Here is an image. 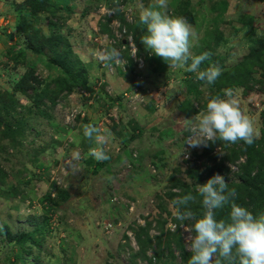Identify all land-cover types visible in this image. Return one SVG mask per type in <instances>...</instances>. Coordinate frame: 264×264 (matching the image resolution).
Instances as JSON below:
<instances>
[{
    "label": "rangeland",
    "instance_id": "rangeland-1",
    "mask_svg": "<svg viewBox=\"0 0 264 264\" xmlns=\"http://www.w3.org/2000/svg\"><path fill=\"white\" fill-rule=\"evenodd\" d=\"M25 1L0 0L1 92L13 91L27 73L25 63L14 69V62L8 61L11 49L26 58V65L43 82L65 76L79 83L84 80V84L57 100L48 110L50 119L25 113L30 124L23 137L3 140L0 134V169L7 177V184L0 186V224L9 225L13 233H35L33 242H39L32 248L29 260L17 264H147L134 258L139 252L136 232L150 221V234L158 235L156 219L162 212L157 205L159 196L175 212L167 196L171 177L178 166L185 165V160L199 163L196 153L205 146L185 144L191 135L185 118L206 110L207 87L195 89L197 73L187 71V66L169 67L141 43L147 29L139 21L140 11L153 0H72L69 6L74 7V16L65 31L70 28L73 49L32 18L31 25L44 35L42 45H35L34 51L22 47L25 43L17 35L19 15L24 11L14 10ZM194 2L201 5V10L211 3L214 10H224L217 19L207 14L210 21L205 18L197 32L200 40L191 49L193 55L211 54L200 70L212 66L210 62L218 57L230 71L248 54L250 39L264 35V2L168 0V12L185 17ZM244 15L253 17L252 24L245 22L242 26L240 19ZM121 17L125 23L137 25V29L129 30ZM198 19L203 20V15ZM101 23L108 26L109 32L102 31ZM115 23L120 24V31L125 27L126 34L111 45L118 32ZM20 40L22 46H15ZM112 48L121 54L119 64L99 58V52ZM69 49L73 52L65 55ZM55 58L63 67L50 70L49 60ZM64 59L70 64L62 65ZM150 59L163 63L160 71ZM140 61L142 69L138 67ZM28 93L33 94V90ZM126 93L129 99L124 97ZM238 96L241 108L254 118L259 130L264 96L246 90H238ZM19 97L22 104L31 105L29 99ZM89 123L107 135L105 149L110 159L97 161L89 155L90 149L97 146L83 134V125ZM215 154L219 155L218 161L226 155L220 147L211 155ZM244 163L245 157L235 164L227 162L229 171L220 175L226 182L236 181ZM60 191L67 193L66 202L57 198ZM168 223L175 231L170 217ZM180 233L190 251L189 236L195 235L190 220L181 222ZM17 251V246L8 244L6 236L0 235V264H10V260L14 264L11 254ZM154 251L148 255L152 257Z\"/></svg>",
    "mask_w": 264,
    "mask_h": 264
},
{
    "label": "trees",
    "instance_id": "trees-1",
    "mask_svg": "<svg viewBox=\"0 0 264 264\" xmlns=\"http://www.w3.org/2000/svg\"><path fill=\"white\" fill-rule=\"evenodd\" d=\"M71 1L72 0H63V4L65 5H62L59 0L57 3H52L50 0H26L19 5L14 11L16 13L21 11L24 12L22 15L21 13L19 15L17 35L23 40L25 46L21 45V40L15 46H22L26 48L27 51H34L33 47L40 44L44 35L29 22L30 19L35 18L39 20L40 24L50 29L54 35H58V38H62V41L66 42L65 44L72 46L73 49L70 28L68 31H65L66 28L71 26L69 24L74 16V7L70 8ZM260 1L264 2V0ZM211 7V12L215 19L222 16L220 14H222L224 10H214V3L211 4ZM64 9L67 10L65 11ZM63 11L65 12L63 13ZM27 14L29 16H27ZM86 14L88 13L86 12ZM184 16L190 24H193L194 15L191 11L184 13ZM121 20L125 25L129 26V30L131 31H135L138 27L137 25L125 23L123 17H121ZM240 22L243 25L245 22L252 24L253 17L244 15L240 19ZM101 27L103 32H109L106 24L101 23ZM72 52L73 51L69 49L65 55H69ZM8 53L11 55L8 61L10 62L11 60L14 62V69H16L19 64L22 65L25 63L24 66H28L26 69L27 73L22 76L21 80L15 85L13 91H5L2 93L0 90L1 139L16 141L18 138L24 136L26 127L30 124V118L24 117V115L36 116L38 114L50 119L51 115L48 110L52 109L57 104V100L63 94L76 92L80 84H84V80L79 83L76 79L70 81L65 76H58L49 82H43L35 76V70L29 65H26V58H24L20 52L16 53L15 49H11ZM37 53L40 54L42 51ZM150 61L157 63V71L161 70L163 66L161 61L159 62L155 59H150ZM64 62L65 63L62 64L64 66H67V63L70 64L68 59H64ZM210 63L211 65L221 67L223 69L222 75L213 85H207L205 82L197 79L194 86L195 89L207 87V92L205 93L207 94V99L215 95H223L222 90L226 88L243 90L244 92L246 90L247 93L256 91L258 94L260 93L264 96V35L260 37L255 36L250 39L248 54L238 61V65L234 66L230 71V67H226L223 64L222 58H213ZM56 66H61L58 60L56 58L50 59L48 65L49 69L51 70ZM208 67L207 65L204 69ZM43 86L44 88L42 89ZM29 89L33 90V94L28 93ZM20 95L29 99L31 105L27 106L22 104L19 97ZM47 102H49L50 105H48ZM16 116L19 117L16 118ZM259 120L260 136L252 145H247L242 140L232 144L217 139L214 142H208L207 146H205L201 152L199 151L196 153L195 157L199 163L193 162L192 164L190 161L185 160V165L178 166L171 177V184L167 193L170 201L172 202L177 197L192 193L196 196V200L189 203L187 210H191L196 214L197 218H201L204 208L202 206V198L195 191L196 186L207 183V181L216 174L228 172L227 162L235 164L242 157H245V163L240 166L237 180L227 182L228 190H236V197L234 198L236 204L247 208L254 215L258 216L264 214V108L259 112ZM185 135L188 137L190 134L187 133ZM217 147L221 148V153H226L224 158L220 161H218V154L211 155ZM208 161L212 162V164H208ZM6 178V173L0 169L1 187L7 184ZM57 198L60 201L66 202L68 196L66 192L60 191ZM157 201L158 208L162 211L160 216L156 219L158 235L152 237L150 234V229L152 227V222L150 221L147 222L144 227H139L136 232L139 252L134 255V258L147 261V264H188L192 253L187 250L184 238L180 233L181 221L176 218L175 212L172 213V211L167 208V202L165 203L163 197L159 196ZM173 209L176 211L175 207H173ZM230 211V204L218 210L216 216L217 220H228ZM165 214L168 215L167 219L163 218ZM169 217L176 225L175 231H172L168 227ZM193 224L194 221H191L192 228ZM10 228L11 227L7 224H0V235L6 236L8 244L18 247V251L16 253L13 252V255L11 254V256L14 257V264H17V262L21 260H29L32 248L35 247V244H39V242H33L35 233H13ZM153 249L155 250L154 254L150 257L148 253ZM178 258H180V263L177 262ZM9 263L13 264L11 260Z\"/></svg>",
    "mask_w": 264,
    "mask_h": 264
},
{
    "label": "clouds",
    "instance_id": "clouds-1",
    "mask_svg": "<svg viewBox=\"0 0 264 264\" xmlns=\"http://www.w3.org/2000/svg\"><path fill=\"white\" fill-rule=\"evenodd\" d=\"M139 21L147 29L141 43L169 67L187 66V71L197 73L196 78L207 85L215 84L222 75L223 69L217 65L200 70L202 62L211 54L193 55L191 49L198 43V34L186 17L169 14L168 0H153L149 6L142 7ZM98 55L102 61L121 62V54L116 48ZM222 92L223 95L208 99L205 111L191 119L185 118L191 132L185 144L207 146L208 142L219 139L232 144L242 140L252 145L259 138L254 118L241 108L238 90L226 88ZM83 134L97 145L90 149L89 155L97 161L110 159L105 149L107 135L98 126L94 123L83 125ZM195 191L202 198L204 212L201 218L187 210L189 203L196 200L192 193L177 197L170 205L176 208L178 220L194 221L195 235L189 236L192 255L188 264H264V214L254 215L236 204V190H228V183L220 174L197 185ZM229 204L228 220H217V211Z\"/></svg>",
    "mask_w": 264,
    "mask_h": 264
},
{
    "label": "crops",
    "instance_id": "crops-1",
    "mask_svg": "<svg viewBox=\"0 0 264 264\" xmlns=\"http://www.w3.org/2000/svg\"><path fill=\"white\" fill-rule=\"evenodd\" d=\"M227 2H231V4H232V0H227ZM211 4L210 5L208 4L207 7H205V9L204 8L202 9L203 11L208 10L209 11L208 13H203L202 10H201V5H198L195 2L193 3V7L189 9L191 11V13L194 15V21H193L192 26L195 28L196 32L201 30V26L203 25V22H204L205 18H206V22H208V20L210 21V19L207 17V14L210 13L213 16V13L211 12L212 11ZM198 15H203V20L198 19ZM224 15H226V12H225ZM205 25H207V23H205ZM242 26H243V24H242ZM199 40H200V38H199ZM210 44H212V43H210ZM223 44L224 43H221L220 46L224 48L225 46ZM194 47H196V45ZM192 53L194 54V51H192Z\"/></svg>",
    "mask_w": 264,
    "mask_h": 264
},
{
    "label": "built area",
    "instance_id": "built-area-1",
    "mask_svg": "<svg viewBox=\"0 0 264 264\" xmlns=\"http://www.w3.org/2000/svg\"><path fill=\"white\" fill-rule=\"evenodd\" d=\"M126 16H127V14H126ZM127 21L129 23H132V19H129L128 17H127ZM115 28L117 29L118 32H117V35H115V38L110 41V44L111 45L112 44H116L117 41H120V39L126 34V28L125 27L120 31V24L115 23ZM129 40H130V46H133V44L131 43L132 42V39L130 38ZM138 67H139V69H142L143 68V61H140V65ZM141 79H142V77H141ZM137 91L138 90H136V92ZM124 97L126 99H129V95L127 93L124 94Z\"/></svg>",
    "mask_w": 264,
    "mask_h": 264
}]
</instances>
